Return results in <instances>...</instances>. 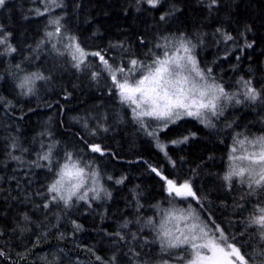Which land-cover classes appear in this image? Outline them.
Returning a JSON list of instances; mask_svg holds the SVG:
<instances>
[{"label":"trees","instance_id":"trees-1","mask_svg":"<svg viewBox=\"0 0 264 264\" xmlns=\"http://www.w3.org/2000/svg\"><path fill=\"white\" fill-rule=\"evenodd\" d=\"M64 5L51 15H63L61 23L81 46L88 51L102 50L106 59L126 62L131 54L151 62L150 53L162 51L157 44L185 36L196 45L201 66L211 67L225 89L242 91L241 78L250 80L257 90L264 89V0H219L211 10L207 0H163L156 8L138 5L137 0H64ZM36 8L43 11L40 0H7L0 8V26L11 33L17 49L11 55H0V97L12 105L0 103V231L4 232L0 250L6 253L0 264H100L96 256L105 264H160L162 257L168 259L153 242L155 231L146 226L149 218L160 217L155 206L167 209L170 199L164 181L150 167L169 178L191 179L207 198L205 215L225 232L236 234L244 248L252 251L249 245L258 243L249 235L253 229L244 235L240 232L257 197L241 199L247 188L236 186L229 191L222 177L235 133L264 134V104L240 96V105L227 109L214 128L191 118L170 125L160 137L175 161L173 167L156 141L133 121L130 110L115 94H109L103 77L93 81L88 72L71 67L69 57L57 55L50 44L42 43L46 29H52L47 25L48 16L36 15ZM222 33L234 39L226 41ZM17 64L24 71L16 69ZM33 72L50 79L36 80L34 94L22 95L17 85ZM85 121L90 129L100 125L101 130L89 134L83 127ZM104 124L109 126L106 132ZM184 136H189L186 143L168 144ZM81 137L101 144L109 154L89 152ZM49 146L54 162L62 164L65 154L71 152L73 159L91 164L111 197L101 191L98 200H91L94 194H88L91 207L79 201L67 209L63 204L44 208L47 199L39 194L58 177L35 165ZM121 179L123 183H116ZM25 213L31 218L26 226ZM131 234L137 239L132 240Z\"/></svg>","mask_w":264,"mask_h":264},{"label":"snow or ice","instance_id":"snow-or-ice-1","mask_svg":"<svg viewBox=\"0 0 264 264\" xmlns=\"http://www.w3.org/2000/svg\"><path fill=\"white\" fill-rule=\"evenodd\" d=\"M40 2L43 4V11L36 8L35 14L47 15L48 28L52 29H46V41L42 43L50 44L57 55L69 57L71 67L77 71L88 72L93 81L103 77L108 82L109 94H115L119 103L130 110L133 121L147 136L156 141V146L173 167L175 161L168 155L167 144L162 142L160 137V133L170 125L192 118L206 127L214 128L213 120L222 117L227 105L233 101L237 105L240 104L242 102L238 98L240 96L245 101L251 103L259 101L264 104V89L257 90L250 80L241 78L238 81L242 89L240 92L226 91L224 85L213 75V69L201 66L195 55L196 45L190 38L181 36L175 41L157 44L156 47L162 51L150 53L151 62L133 57L131 54L126 62L111 57L106 59L107 53L102 50L88 51L81 46L78 38L70 34L66 25L61 23L64 20L63 15H51L55 9L65 7L64 0ZM162 2L163 0H137L138 5L144 3L151 8L158 7ZM218 2L219 0H207V7L211 10ZM6 3L7 0H0V8H4ZM160 19L164 20L165 15H161ZM222 36L226 41L234 39L230 34L222 33ZM0 46H3L0 55H11L17 51L11 43V33L5 32L2 26ZM247 46L251 47V44ZM15 67L24 71L20 64ZM47 79L50 77L33 72L24 75L17 86L21 89L22 95H31L34 94L35 81ZM0 103L12 106L2 97ZM83 127L93 136L101 130L100 125H97L96 130L90 129L87 121ZM102 130L108 131L106 127ZM188 139L189 136H184L182 139L171 140L168 144L178 146L186 143ZM81 140L89 152L101 156L109 154L101 144L89 143L85 137H81ZM11 147L15 149L17 145L13 143ZM65 155L62 164L59 161L54 162L52 146H49V150L38 157L35 166L47 168L58 177L47 186L45 193L39 194L47 199L43 207L47 209L52 204H63L67 209L74 207L75 202L79 201L91 207L89 192L94 194L91 200H98L100 192L105 191L99 186V172L91 164H82L79 159H73V153L67 152ZM11 158L21 160L19 156ZM227 158V171L222 177L226 189L232 191L236 186L241 189L246 187L248 191L241 199L245 196L257 197L251 213L244 221L245 228L240 235H244L247 229L251 228L253 232L249 235H254L258 243L255 246L250 244L252 251H249L237 239L236 234L225 232L210 215L206 216L207 198L199 194V189L194 188L191 179L169 178L163 175L162 170L151 167V171L164 181L167 196L170 198L168 199L170 207L163 209L156 205L160 217L158 220L155 217L149 218L146 225L155 231L153 242L158 243L161 253L169 257L168 259L162 257L160 264H264V134L249 135L236 132ZM108 179L111 180L112 177ZM116 183H123V179L117 180ZM105 195L111 197L110 192L105 191ZM236 207L244 206L237 204ZM23 220L26 226L31 218L25 213ZM73 224L75 228L80 229L81 226L75 224V221ZM124 227H127V224ZM115 235L121 240L125 239L120 232H116ZM2 236L4 232L0 231V237ZM131 239L136 240L137 236L131 234ZM36 243L38 244L39 240ZM5 256L6 253L0 250V257ZM21 258L27 259V256L21 254ZM96 260L100 261V264H105L100 256H96ZM112 260L114 261L115 257Z\"/></svg>","mask_w":264,"mask_h":264},{"label":"rangeland","instance_id":"rangeland-1","mask_svg":"<svg viewBox=\"0 0 264 264\" xmlns=\"http://www.w3.org/2000/svg\"><path fill=\"white\" fill-rule=\"evenodd\" d=\"M226 91H228V92H230V93H235V92H237V91H229V90H227V89H226ZM238 98H239V97H238ZM238 105H240V104H238ZM235 106H237V104H235V102L233 101L232 103H230V104L227 105L226 110L229 109L230 107L233 108V107H235ZM226 110H225V111H226ZM104 118H105V117H104ZM191 119H192V118H191ZM111 121H114L113 116H111ZM111 121L109 122L110 126H112V122H111ZM215 121H217V120H216V119L213 120V123H214V124H215ZM105 127L109 130V126H108L107 124H104V126H102V128H105ZM99 186L103 188V184H102V182H100V181H99ZM90 193H91V192H89V194H90ZM91 194H92V193H91ZM92 196H93V195H92ZM169 207H170V205H168L167 208H169Z\"/></svg>","mask_w":264,"mask_h":264},{"label":"water","instance_id":"water-1","mask_svg":"<svg viewBox=\"0 0 264 264\" xmlns=\"http://www.w3.org/2000/svg\"><path fill=\"white\" fill-rule=\"evenodd\" d=\"M150 170H151V167H150Z\"/></svg>","mask_w":264,"mask_h":264}]
</instances>
